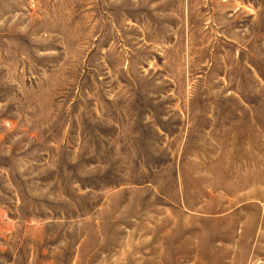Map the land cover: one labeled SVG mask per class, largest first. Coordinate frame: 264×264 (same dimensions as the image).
I'll return each mask as SVG.
<instances>
[{
    "label": "rangeland",
    "instance_id": "374dc122",
    "mask_svg": "<svg viewBox=\"0 0 264 264\" xmlns=\"http://www.w3.org/2000/svg\"><path fill=\"white\" fill-rule=\"evenodd\" d=\"M0 264H264V0H0Z\"/></svg>",
    "mask_w": 264,
    "mask_h": 264
}]
</instances>
